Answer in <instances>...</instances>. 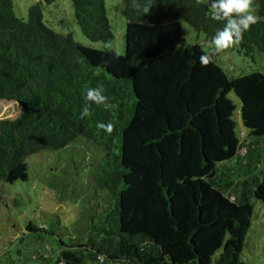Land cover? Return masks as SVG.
<instances>
[{"label": "trees", "instance_id": "trees-1", "mask_svg": "<svg viewBox=\"0 0 264 264\" xmlns=\"http://www.w3.org/2000/svg\"><path fill=\"white\" fill-rule=\"evenodd\" d=\"M54 1L36 0L24 20L0 0V100L21 109L0 119V182L26 181L29 155L64 149L45 185L81 208L68 225L57 215L28 222L31 244L5 248L0 263L245 264L255 207L264 210V74L229 77L216 57L201 66L206 51L185 41L179 20L210 41L224 24L210 18L211 0H152L146 14L122 0L123 54L51 28L42 5ZM70 1L89 41L113 39L105 0ZM255 1L261 21L230 48L245 57L264 53V0ZM96 86L116 108L91 104L81 119Z\"/></svg>", "mask_w": 264, "mask_h": 264}, {"label": "rangeland", "instance_id": "rangeland-1", "mask_svg": "<svg viewBox=\"0 0 264 264\" xmlns=\"http://www.w3.org/2000/svg\"><path fill=\"white\" fill-rule=\"evenodd\" d=\"M206 2L207 0H202ZM36 0H13L14 12L22 19L27 18L28 7ZM253 7L257 9L254 0ZM105 8L109 19L113 39L107 43L91 42L80 31L75 22L73 6L70 0H56L49 5H42V19L57 32H71L73 38L96 49H113L117 53H124V28L122 0H105ZM185 41L189 44L198 43L207 51L209 40L204 33L194 31L185 21L179 20ZM218 65L227 76H237L250 71H259L264 74V53H256L253 57H245L236 50L228 49L216 56ZM236 106L233 119L237 124V131L245 135V128L240 119V108L236 97L231 93ZM21 111L14 101L0 100V119L13 120ZM68 153L64 149L57 151H41L29 155L28 179L14 183L0 182V256L5 248L14 252L17 248L25 251V244L30 245L35 234L28 235L26 224H48L57 215L62 223L69 224L77 218L81 206L75 200L59 201L52 189L45 185L44 174L49 168L65 163ZM256 213L249 228L246 245L242 252L245 264H264V210L257 205ZM24 233V234H23ZM25 236L22 243L19 238ZM50 243V238L47 239ZM24 245V247H22ZM11 256L12 253H11ZM5 257L2 259L4 260ZM23 259L22 261H24ZM1 264V263H0ZM88 264H121L119 262H89Z\"/></svg>", "mask_w": 264, "mask_h": 264}, {"label": "clouds", "instance_id": "clouds-1", "mask_svg": "<svg viewBox=\"0 0 264 264\" xmlns=\"http://www.w3.org/2000/svg\"><path fill=\"white\" fill-rule=\"evenodd\" d=\"M195 2L200 4L202 0ZM131 5L134 11L146 14L153 3L152 0H131ZM253 5L254 0H211L210 18L214 21H223L224 24L209 41L208 50L199 57L201 66L207 67L214 63V58L218 54L240 44L243 41V34L249 31L252 25L261 21ZM93 75L99 76V69ZM84 100L85 104L80 111L81 119L92 115L91 104L102 106L105 110L116 108L101 86L87 88ZM95 126L108 134L114 131V124L111 122H98Z\"/></svg>", "mask_w": 264, "mask_h": 264}]
</instances>
